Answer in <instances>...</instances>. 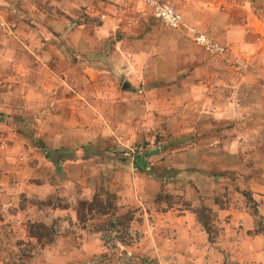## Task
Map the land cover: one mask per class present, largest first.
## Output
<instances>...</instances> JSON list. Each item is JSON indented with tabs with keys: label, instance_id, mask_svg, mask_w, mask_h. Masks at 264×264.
<instances>
[{
	"label": "rangeland",
	"instance_id": "1",
	"mask_svg": "<svg viewBox=\"0 0 264 264\" xmlns=\"http://www.w3.org/2000/svg\"><path fill=\"white\" fill-rule=\"evenodd\" d=\"M105 1L121 6L129 0ZM165 1L176 9V3L184 5L178 0ZM83 3L0 0V186L7 173L17 189L10 194L12 217L6 220L0 213V231L15 234L8 244L0 238V264L55 263L44 259L42 251L52 247L69 227L60 220L47 224L28 218L23 208L33 205L47 210L49 206L74 205L76 231L96 229L103 247L123 264H129L128 258L106 247L105 231L114 230V220H118L120 239L130 231L140 235L132 230L130 221L138 207L148 208L150 199L195 211L206 209L204 219L215 240L225 220L217 218L207 204L192 207L187 199L189 192L200 191L197 182L206 163L217 166L212 174L228 183L213 190H218L219 202L242 201L253 214L257 209L245 179L264 180V138L245 137L264 133V0H193L196 4L189 5V10L202 7L203 23L208 27L185 19L186 26L180 29L208 56L215 69L213 76L203 83L202 74L194 73L196 63L179 59L174 61L179 74L161 83V92L156 94L149 91L155 81L139 85L127 69L117 75L116 68L114 72L102 68L101 59L86 54L84 45L72 50L63 43V29H56L55 20L57 25L74 20V29L77 22L89 18L98 26L95 24L103 18V13L89 10ZM71 7L75 8L69 14L66 10ZM223 9L234 17L236 26L230 30L216 25ZM189 28L221 42L227 52H207ZM79 29L85 36V28ZM228 32L232 37H222ZM146 63L143 61V68ZM208 101L231 103V122L207 124ZM228 128L237 130L243 143L236 157L223 162L220 157L201 154L204 134L211 136ZM139 151L151 152L143 169L133 163ZM226 165L235 168L222 170ZM58 176L61 183L55 191L48 186L50 194L45 200L27 195L30 183L49 184ZM213 191H207L212 200L214 195L209 193ZM121 200L127 201L125 207ZM256 223V230L264 233V216L257 217ZM25 231L26 239L17 238Z\"/></svg>",
	"mask_w": 264,
	"mask_h": 264
},
{
	"label": "crops",
	"instance_id": "2",
	"mask_svg": "<svg viewBox=\"0 0 264 264\" xmlns=\"http://www.w3.org/2000/svg\"><path fill=\"white\" fill-rule=\"evenodd\" d=\"M84 1L83 5L90 8L89 10L96 9L97 14L103 13L101 21L95 24L98 26H94L95 20L91 18L77 22L78 26L74 29L71 25L74 20L59 25H57L59 21L55 20L54 25L56 29H63L64 44L72 50H79L84 45L86 54L95 60L101 59L102 68L107 70L111 68L113 72L117 69V75L127 69V74L139 85L142 81L144 85L155 81L154 86L149 88L151 94L158 93L162 84L167 83L176 73L179 74L180 68H177L174 62L179 59L184 58L185 61L192 60L194 64L196 63L197 69L194 73L202 74L203 83L213 76L215 69L208 56L189 38L185 30H176L155 19L152 10L142 5L140 1L129 0L128 4L121 6L105 0ZM178 1L184 2V5L176 3V6L186 20H198L203 28L208 27L206 22L203 23L202 17L205 14L202 15V7L195 5L196 9L190 11L189 5L196 4L193 0ZM107 4L110 7H105ZM74 8L71 7L70 11H66L70 14ZM120 11L122 14H119ZM190 12L194 14L191 16ZM220 16L216 25L223 31L236 26L231 13L223 9ZM79 28H85V36L81 34ZM222 37L230 38L232 34L228 32ZM222 37L219 36L221 39ZM143 61H147L145 68L142 66ZM207 107L209 108L205 113L207 124L231 122L229 120L234 116L231 103L208 101ZM164 115L166 116L167 112ZM204 135L201 140L205 142L202 141L200 145L205 151L201 154L220 157L223 162L228 161L231 156L236 157L243 146L237 130L232 131L231 128L214 132L211 135L213 137L209 134ZM247 138L263 139L264 133L259 132L255 135L252 133L245 137L246 140ZM249 143L248 140L244 146H248ZM210 164L206 163V166L201 167L202 175L197 182L200 191L189 192L187 199L192 201V207L207 204L217 212V218L225 220L223 227L219 229V236L215 240L210 239L209 233L193 208H181L175 204L168 206L150 199L148 208L138 207L130 221L132 230L142 237L141 242L131 249L134 254L131 264H264V233L256 230L257 217L264 216V180L260 181L257 177L250 176L245 179L248 180L249 190L253 191L252 196L257 202L258 216H255L243 206L242 201L239 203L231 200L223 205L217 200L216 196L219 192L213 190L221 184L228 183L221 180V176L212 174L217 166L212 167ZM234 168L226 165L222 170H234ZM9 176L3 173L5 182L0 186V213L6 217V220H9L8 218L12 217L10 214H13L11 206L13 207L14 204L10 194H14L17 190L9 182ZM214 177L220 178L216 180ZM60 183L59 176L49 184L30 183L26 189L27 195L43 201L50 194L48 186L53 187L55 191L56 184ZM234 188L237 189V185H234ZM236 189L234 191L240 196V191ZM208 190L213 191L209 193L214 195H212L213 200L208 198ZM143 200L148 203V198L144 197ZM126 202L121 200L120 205L125 207ZM23 212L25 216L28 215V218L34 220L47 224L53 220H60L63 221L65 228L69 227L63 231L52 247L43 249V258L47 261L55 262L54 264H123V260H120L116 254L103 247L96 229L76 231L78 217L74 205L63 208L49 206L48 210L33 205L23 208ZM3 232L0 231V238L4 237L8 244V239L15 234ZM26 237L25 231L17 238L26 239Z\"/></svg>",
	"mask_w": 264,
	"mask_h": 264
},
{
	"label": "built area",
	"instance_id": "3",
	"mask_svg": "<svg viewBox=\"0 0 264 264\" xmlns=\"http://www.w3.org/2000/svg\"><path fill=\"white\" fill-rule=\"evenodd\" d=\"M147 5L153 12L154 16L174 29H180L186 26L185 18L183 14L178 11L173 5L165 0H141ZM196 35L197 41L203 46V48L211 54L224 55L227 52V47L221 42L211 39L205 34L196 33L194 28H189ZM114 230L107 229L103 236V241L106 247L115 249L120 256L128 258L129 264L133 263L134 257L133 246L141 242L142 237L135 233L127 232L123 239L118 236V231L121 229L118 220H114Z\"/></svg>",
	"mask_w": 264,
	"mask_h": 264
},
{
	"label": "trees",
	"instance_id": "4",
	"mask_svg": "<svg viewBox=\"0 0 264 264\" xmlns=\"http://www.w3.org/2000/svg\"><path fill=\"white\" fill-rule=\"evenodd\" d=\"M150 153H151V152H147V153H145V154H142V153H140V151L137 152V154H136V156H135V160H134V162H133L135 168H137V169H143L144 167H146V166H147L146 157H147ZM205 210H206V209H203L202 211L197 210V211H195V212L197 213L200 222L203 224V226L205 227L206 231L209 233V237H210V239L212 240L213 237H212L211 229H210V227H209L208 222L204 219V216H206V215H205ZM254 214H255V216H258V211H257V209H256V211H255ZM39 226L42 227V228H44V229L49 228V227L45 226L44 224H41V225H39Z\"/></svg>",
	"mask_w": 264,
	"mask_h": 264
}]
</instances>
